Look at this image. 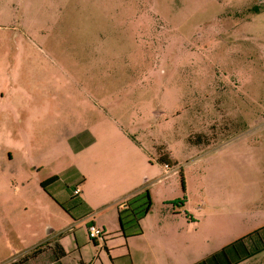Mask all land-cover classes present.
Returning a JSON list of instances; mask_svg holds the SVG:
<instances>
[{"label": "rangeland", "instance_id": "rangeland-1", "mask_svg": "<svg viewBox=\"0 0 264 264\" xmlns=\"http://www.w3.org/2000/svg\"><path fill=\"white\" fill-rule=\"evenodd\" d=\"M0 27V264L55 243L60 264L264 244V0H0ZM135 196L150 210L123 213L124 237Z\"/></svg>", "mask_w": 264, "mask_h": 264}, {"label": "crops", "instance_id": "crops-1", "mask_svg": "<svg viewBox=\"0 0 264 264\" xmlns=\"http://www.w3.org/2000/svg\"><path fill=\"white\" fill-rule=\"evenodd\" d=\"M8 31H9V28L0 27V33H1L0 54L1 55H3L4 52L6 50H8V48H9V42L10 41H9V35L7 33ZM92 144L93 143L91 141L86 142L83 145L75 144L73 151H74V153L79 154L81 152L88 150L92 146ZM161 166H162V171L164 173V171H165L164 164H162ZM171 167L172 166H170L169 169H171ZM168 174H169V171H168ZM78 204H80V207H82L83 209H87L89 212L90 208H89L88 202L86 200V197H83V199L80 198V200L78 201ZM90 214L91 213L89 212L87 215L84 214L85 216H82L83 215V211H82V213L78 217V221H82L85 217H88ZM72 219L74 221H76L73 217H72ZM90 219H92V220L94 219L92 215L90 216ZM91 224H94V223L90 222L86 226V233H87V228ZM46 233L49 234L50 230H47ZM87 237H88V235H87ZM56 244L61 246L59 243H55L54 245H56ZM54 245L50 248L48 246L40 245L38 248L33 249L32 251H30L25 256H22L20 259L14 261V262H11L9 264H44L42 261V258H44L46 256H49V260L52 264L53 263L54 264H60L61 259H63L66 256V253L61 246L62 250L64 251V256L57 258L55 256V252L53 249ZM96 245H97V243H96ZM96 245H94V246H96ZM249 250L250 251H248V248L245 245H234V247H232V248H230L229 246H225L222 249L210 254L209 256H207L205 258H203L197 262H190L189 264H197L200 262H203L202 264H242L245 261L261 254L264 251V244L261 242L260 245H258L257 247L254 246V248H249Z\"/></svg>", "mask_w": 264, "mask_h": 264}, {"label": "trees", "instance_id": "trees-1", "mask_svg": "<svg viewBox=\"0 0 264 264\" xmlns=\"http://www.w3.org/2000/svg\"><path fill=\"white\" fill-rule=\"evenodd\" d=\"M159 163L160 164H164V165H167L168 167H170V165H169V163H168V161L165 159V158H160L159 159ZM59 180V178L57 177V176H54V177H52V178H50V179H48V180H46V181H44V182H42L41 184H40V186H41V188L43 189V190H46V188L48 187V186H50V185H52V184H54V183H56L57 181ZM74 190V189H73ZM77 197L78 196H74L73 195V191H72V199L74 200V199H77ZM136 197L137 196H135L132 200H128V201H126V203H125V207L121 210V211H119V221H120V223H121V225H122V229H121V231L123 232V236L125 237V230H124V226H123V222H122V220H123V213H125V212H129L126 216H128L130 219H132L133 218V216H136V214H135V209L136 208H139V207H141V205H138V204H136L137 202L136 201H133V200H135L136 199ZM147 199H148V195H147ZM76 208L78 207V208H80V204H78V202H77V204H75L74 205ZM142 206H144V207H141L142 209H141V211H142V213L141 214H138V220H135V223H136V226L138 227L139 226V220L144 216V215H146L148 212H149V210H150V203H149V200H147V202H145V205H142ZM62 208H63V206H62ZM64 210H65V212H67L68 214H70L72 217H73V215L69 212V210L68 209H65V208H63ZM135 211V212H134ZM89 212H88V210L87 209H83V215L82 216H85V215H87ZM138 213H139V211H138ZM85 214V215H84ZM142 215V216H141ZM74 219H75V217H73ZM76 220V219H75ZM129 222H130V220H128ZM138 235H140L141 234V232L139 231L138 233H137ZM104 232H103V241H104ZM91 241V240H90ZM94 245H96V242H93V241H91ZM240 242H242V240H240V241H238V242H236V243H234L233 245H230L229 247L230 248H232V247H234V245H238ZM53 249H54V252H55V256L57 257V258H59V257H62V256H64V251L62 250V248H61V246H59V245H54V247H53ZM203 262H200V263H197V264H202Z\"/></svg>", "mask_w": 264, "mask_h": 264}, {"label": "built area", "instance_id": "built-area-1", "mask_svg": "<svg viewBox=\"0 0 264 264\" xmlns=\"http://www.w3.org/2000/svg\"><path fill=\"white\" fill-rule=\"evenodd\" d=\"M164 168H165V171H164V174L167 176L168 175V171L169 170V167L167 165H164ZM73 195L74 196H79L80 195V190L79 188H75L73 190ZM87 235H88V238L93 241V242H96L98 240H102L103 241V232L97 228L94 224H91L88 228H87Z\"/></svg>", "mask_w": 264, "mask_h": 264}]
</instances>
